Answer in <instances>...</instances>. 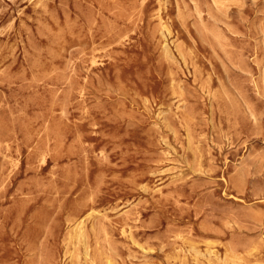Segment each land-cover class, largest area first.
<instances>
[{"label": "rangeland", "instance_id": "rangeland-1", "mask_svg": "<svg viewBox=\"0 0 264 264\" xmlns=\"http://www.w3.org/2000/svg\"><path fill=\"white\" fill-rule=\"evenodd\" d=\"M0 264H264V0H0Z\"/></svg>", "mask_w": 264, "mask_h": 264}]
</instances>
